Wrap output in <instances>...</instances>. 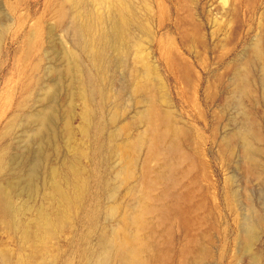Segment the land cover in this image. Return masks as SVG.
I'll use <instances>...</instances> for the list:
<instances>
[{
	"label": "rangeland",
	"instance_id": "rangeland-1",
	"mask_svg": "<svg viewBox=\"0 0 264 264\" xmlns=\"http://www.w3.org/2000/svg\"><path fill=\"white\" fill-rule=\"evenodd\" d=\"M82 1L108 21L114 0ZM124 1L141 26L133 27L124 62L115 59L108 71L112 96L103 101L99 90L107 87L96 77L93 88L82 89L93 71L86 54H74L69 19L57 12L72 0H0V264H88L101 234L136 245L149 264H183L195 243L203 264H251L250 252L264 264V82L261 63H254L255 47L264 59V0ZM72 52L82 73L74 69L78 87L70 96L61 73L64 53ZM240 69L252 94L238 107ZM42 90L53 99H43ZM42 107L53 113L54 145L46 136L32 140L30 125L5 131L18 112ZM153 107L182 133L176 180L150 185L167 159L155 150L159 131L146 115ZM243 114L262 137L253 141V165L237 139L229 144ZM145 203L155 209L148 218ZM252 214L263 221L249 242L244 230Z\"/></svg>",
	"mask_w": 264,
	"mask_h": 264
},
{
	"label": "bare ground",
	"instance_id": "bare-ground-1",
	"mask_svg": "<svg viewBox=\"0 0 264 264\" xmlns=\"http://www.w3.org/2000/svg\"><path fill=\"white\" fill-rule=\"evenodd\" d=\"M110 11L111 13L110 16L107 17L108 18L107 22L105 21L106 17H104L103 14L95 15L89 9H87L82 0H72L71 7L65 8L61 6L57 11L61 19L63 18L69 19L67 23L66 31L68 32L69 38L73 44L74 54L75 51H79L80 53L86 54L89 59V63H90L89 66L93 71V73H90L88 75L89 82H84L81 84L82 89L86 90L85 87H88V89L93 88L91 85H89V83H91L92 80L95 81L94 77H96L101 85H104L108 88V89L107 88L103 89V91L99 90V95L101 96L103 101L109 99L112 96L111 89L109 88L110 82H108L109 79L106 76L108 71L113 65H115L116 62L115 59L118 60L117 62H121V63L124 62L125 57L128 55V51H130L129 46L131 47L130 44H132L133 42L132 41L133 27L141 26V22L139 21V18L137 16L134 7L131 6V4L125 2L124 0H114V4L110 5ZM1 33L2 32L0 31V42L2 39ZM110 50L114 52L115 55L114 57L111 56V54L109 53ZM74 54L73 52L70 55L64 53L63 58L65 61L64 62L65 66L63 72L61 73V76L65 77L66 79L65 89H67V91L70 92L69 93L71 94L70 96L73 95V90L75 89L76 82H78L76 78L73 77L74 76L73 74L76 73L74 71L75 70L77 71L81 65V64L78 65L80 62L78 61L77 58H75ZM254 58H255L254 63H261L260 70L263 73L262 82H264V59H262L263 58L262 54L260 53L257 47H255ZM235 78L238 86L237 93L235 92L237 94L236 104L238 107H240L243 105L242 104L243 97L247 96L248 98L252 94V90H251L249 75L246 70L243 71H241V69L238 70L236 72ZM33 89L34 88H32V90ZM41 92H43V94H41L40 96L43 99H47V98L53 99L54 93L52 91L42 90ZM93 92L94 91L92 90L90 96L94 95ZM82 93L86 94V91H83ZM31 97L32 95L28 96V98L30 99ZM41 97L36 98L37 99L36 102ZM70 107L71 106L68 104L67 111L65 113V119L67 123L69 118L68 116L71 112ZM42 108L43 109L39 108V110L36 111L18 112L16 115H14L11 121L9 120L10 123L8 125V129L5 131L8 132L9 130H11L13 126L15 125L19 126L20 123H22L23 125H30L33 126V130H31V134L29 135V137L32 140L33 139L37 140V138L46 136L48 142L54 145V137L51 135L52 132L50 133V129H49V124L53 119V113L48 108H44V107ZM146 115L147 118L151 120V123L156 128H158L159 131L154 141L155 143L154 145L156 146V149L155 148L154 149L158 153L157 156H159L160 154H164L167 158L163 169L158 171L154 170V175L156 174L157 176H154L156 179L154 178V180L151 181L150 185H152V183H154L155 180L156 181L158 180L159 182L175 181L177 178V168L179 166V160H180L179 157H175L176 154L175 150L177 148L178 137L181 135L182 130L173 125L168 114L165 111L153 107L149 112L146 113ZM243 115L244 117L242 118L240 125L237 131L235 132L236 134L234 133L235 137L231 136L232 138L231 139L228 138V141L230 139L229 144L233 145L234 144L233 141L237 139L240 148L242 150L244 161L253 165L254 164L253 141H259L262 139V137L261 134L255 129V127H253L252 121L246 116V114ZM66 127H65L66 130L63 132L64 137H67L70 133L68 126ZM161 129H163V131ZM169 136L171 137L170 142L167 141ZM4 155H5L4 152L0 155V171L3 168ZM74 167L75 166L72 165L70 171L73 175L76 176L77 169H75ZM29 172L27 174L28 177L25 184L26 187L24 189L28 192H32L33 191L32 183L35 177V169H33L32 172H30V174ZM49 176L50 178H54L56 176V171L54 170L49 171ZM22 186H24V184ZM74 187L75 189H79V181L74 185ZM52 189H53L52 190L53 193L62 199L64 206L70 203L69 196L65 193V191L61 186L53 183ZM4 204L2 205L4 206ZM8 204L5 205L6 211L11 209V206ZM143 205L145 206L146 203ZM144 206H143V210L141 211H144L143 214H145V217L148 218L149 214L151 216L155 209L151 205L150 206L147 205L145 207ZM254 214L256 213L254 212ZM262 221H263V217L260 216L259 214L257 215L252 214L251 217H249V219L247 220L245 230L244 229L243 230L245 231V237L249 242H251L254 239V232L256 225ZM245 237L243 238L244 240ZM249 245L251 244L249 243ZM131 246H128V242L126 244V242L124 243L123 240L122 242H120L119 238L116 235H111L108 237V236H102L101 234L99 245H97V248H94L90 251L88 264H149L150 262L149 259L145 257L144 253L139 250L140 248L139 249L136 248V245L135 247H131ZM201 247L199 244L196 243L193 246L188 247L185 256L186 259L184 260L183 264H203V257H202L203 249ZM250 254L252 258L251 264H258V259L256 255H254V253L251 252Z\"/></svg>",
	"mask_w": 264,
	"mask_h": 264
}]
</instances>
